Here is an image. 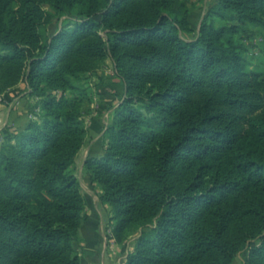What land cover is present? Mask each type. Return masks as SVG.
<instances>
[{"label": "trees", "instance_id": "1", "mask_svg": "<svg viewBox=\"0 0 264 264\" xmlns=\"http://www.w3.org/2000/svg\"><path fill=\"white\" fill-rule=\"evenodd\" d=\"M48 5L51 11H47ZM0 0V95L27 123L0 142V264H82L87 79L111 60L123 93L84 160L122 264H264V73L236 35L264 0ZM67 17L54 33L48 26ZM184 34L191 35L185 38Z\"/></svg>", "mask_w": 264, "mask_h": 264}, {"label": "rangeland", "instance_id": "2", "mask_svg": "<svg viewBox=\"0 0 264 264\" xmlns=\"http://www.w3.org/2000/svg\"><path fill=\"white\" fill-rule=\"evenodd\" d=\"M200 5L202 6V4H197V6H193L194 10L192 9L194 12H192L193 14L191 15V22L194 25L200 21V17L196 16V12L201 8L199 7ZM44 8L47 11H51V8L48 5H44ZM66 19L67 17L65 16L55 19L48 26L49 33H54L63 23H65ZM184 37L190 38L191 35L184 34ZM236 39L245 46V57L248 63V68L264 73V31L257 27L250 26L247 33L237 34ZM100 70L99 73L97 72V74L90 75L87 79V86L90 88L88 93L89 100L87 99L85 101L83 114L84 124L88 133L86 143L79 151L73 165L74 174L80 181L81 190L86 201L85 213L87 212L89 215L84 221L81 230L84 237L87 236V241L82 238L81 234L78 241L75 243V247L81 255L84 252L83 247L89 245L88 243L91 240L88 238L89 232L93 231L94 228H97L99 232L100 230H103L107 233L109 228V208L99 202V199L97 198V188L91 184L89 175L86 174L83 169V162L86 159L89 146L101 136L103 126L110 122L113 115V107L117 103L116 101H119L122 92L120 82L115 80V76L113 75L114 71L111 60L107 59L106 64ZM15 88L18 89L17 92H21L25 89V84L21 82ZM34 101L35 99H33L32 104ZM103 109L105 110V113H101V110ZM30 115L33 117L32 114H29V117ZM97 119H99L98 122ZM93 126H98L99 128H94ZM91 218L93 219L91 220ZM98 240L100 239L98 238ZM107 240L108 239H106V241ZM129 240L131 241L133 238ZM99 244H101V240ZM109 250L110 253L113 251L112 248H109ZM245 255V251L239 253L233 260L232 264H243ZM98 256H100V252H98ZM109 262V264H116L117 259H113Z\"/></svg>", "mask_w": 264, "mask_h": 264}, {"label": "crops", "instance_id": "3", "mask_svg": "<svg viewBox=\"0 0 264 264\" xmlns=\"http://www.w3.org/2000/svg\"><path fill=\"white\" fill-rule=\"evenodd\" d=\"M191 1L193 3L194 7L197 6V4H202V6L201 5L199 6L201 8L196 12L197 13L196 16H199L200 20H201L207 6L210 3H212L214 0H191ZM192 12H194V11H192ZM192 12H191V15L193 14ZM199 22L200 21H198L195 24L196 28L198 27ZM100 71L101 70H99L98 73ZM113 75L115 76V74H113ZM115 80H118V82H120V86L122 88V92L120 94V97H121V95L123 93V86L121 84V81L116 76H115ZM17 91H18L17 88H12V89H9L2 94L3 100L0 103V142L2 141L4 136L10 134L13 130L22 128L27 123V121L29 119L30 108L32 106V102H33L34 98L26 95L27 90H25V89L21 92H17ZM116 102H118V101H116ZM113 103H114V101H113ZM103 112L105 113L104 109L101 110V113H103ZM98 121H99V119H97V122ZM94 125H98V124H94ZM93 127L97 128L98 126H93ZM101 150H102L101 136H99L89 146L86 158L90 157V156L99 155L101 153ZM83 169H84V166H83ZM84 172L86 173L85 170H84ZM90 182H91V184L96 186L97 198H98V195L101 194V189L95 182H92L91 180H90ZM102 205L109 208V211H110L109 218H110V216H111L110 206L107 204H102ZM86 214H87V216H89L87 212H86ZM87 216H86V219L88 218ZM92 219L93 218H91V220ZM83 225L84 224H82V226L80 228L79 236L82 234L81 230H82ZM108 232H109V230H108ZM107 233H105L103 230H100V232H99L97 228L96 229L94 228L93 231L88 233V238L91 239L88 243L89 245H86V246L84 245L85 247H83L84 252L82 255L79 252L82 264H109L110 263L109 261H111L113 259L114 260L117 259L116 264H122L123 263L126 254L129 251H131L134 247L133 240H131V241L129 240L124 244H116L113 241H108V240L106 241ZM81 236L84 240L87 241V236L84 237L83 234ZM98 238L101 240V244H99L100 240H98ZM111 245H113V246H111ZM109 248H112V250H113L111 253L109 252L110 251ZM98 252H100V256H98ZM107 252H109V253H107ZM109 256H111V257H109Z\"/></svg>", "mask_w": 264, "mask_h": 264}, {"label": "built area", "instance_id": "4", "mask_svg": "<svg viewBox=\"0 0 264 264\" xmlns=\"http://www.w3.org/2000/svg\"><path fill=\"white\" fill-rule=\"evenodd\" d=\"M2 100H3V97H2V95H0V103L2 102Z\"/></svg>", "mask_w": 264, "mask_h": 264}]
</instances>
